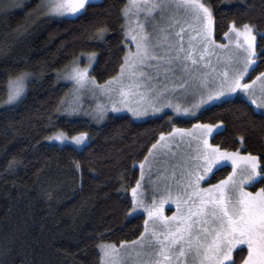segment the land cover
<instances>
[{
    "label": "trees",
    "instance_id": "16d2710c",
    "mask_svg": "<svg viewBox=\"0 0 264 264\" xmlns=\"http://www.w3.org/2000/svg\"><path fill=\"white\" fill-rule=\"evenodd\" d=\"M13 3L0 6V264H100L97 245L137 239L144 217L129 215V189L138 180L137 164L173 124L222 123L211 144L264 156V112L239 96L211 104L193 118L165 114L133 120L110 114L97 124L86 117L59 115L68 86L57 72L79 53H96L91 73L99 82L119 72L126 50L121 33L125 0L93 2L85 15L56 20L36 11L39 0L20 7ZM205 3L214 12L219 38L233 21L264 32V0ZM104 26V39L93 38ZM257 44L259 52L264 48L259 36ZM257 65L255 71L264 70V57ZM21 71L33 74L26 95L4 106V84L9 74ZM57 130L86 132L89 140L80 149L44 140ZM10 161H16L11 168ZM229 172L226 165L210 175L209 183Z\"/></svg>",
    "mask_w": 264,
    "mask_h": 264
},
{
    "label": "snow or ice",
    "instance_id": "6c2138e0",
    "mask_svg": "<svg viewBox=\"0 0 264 264\" xmlns=\"http://www.w3.org/2000/svg\"><path fill=\"white\" fill-rule=\"evenodd\" d=\"M93 6V0H40L36 11L49 18L79 17ZM121 16L124 19L121 33L128 51L118 74L100 84L91 75L96 53L88 55L83 68L79 58L74 59L68 70L57 75L58 79L73 84L71 100H62L58 111L79 113L81 94L87 91L93 97L99 94L107 98L106 103H97L91 113H86L97 122L107 117L109 106L113 113L127 110L136 118L147 115L149 110L162 111L164 107L194 116V110L165 101L167 85L163 88L153 85L161 73L167 80L169 74L175 76L177 72L180 78L174 87L185 91L192 88L200 97L193 109L222 98L223 102H230L228 98L234 93H242L257 109H264V72L250 83L244 82L250 70L258 67L257 60L264 57V48L257 51V37L264 40V32L258 31L256 25L238 26L233 21L224 32L227 43H217L215 15L205 0H127ZM107 32L106 26L99 27L93 38L103 40ZM131 45L135 46L134 51ZM145 69H154L156 77ZM32 75L27 71L9 74L3 87L7 96L4 106L15 105L26 95ZM221 127L196 124L192 130L173 128L166 135L161 133L140 162V179L131 188L129 215L144 209L147 219L143 232L131 242L97 245L100 264H129L130 259L135 264H264V187L255 192L247 190V186L264 184V156L222 150L210 144L208 137L214 132L219 134ZM177 135L181 141L189 138L190 148L195 141L194 154L181 163L178 177L176 168L170 176L161 177L172 184H166L159 201L153 199L151 205H146L142 192L145 168L151 172L158 154L170 151V141ZM88 138L85 132L69 137L63 131L48 137L77 146L85 145ZM228 162L232 171L225 179L202 186L209 183L210 174L215 175ZM15 163L10 161L9 167ZM76 168L79 171L80 165ZM169 201L176 205L170 217L164 215V204ZM9 251L5 249V253Z\"/></svg>",
    "mask_w": 264,
    "mask_h": 264
},
{
    "label": "rangeland",
    "instance_id": "374dc122",
    "mask_svg": "<svg viewBox=\"0 0 264 264\" xmlns=\"http://www.w3.org/2000/svg\"><path fill=\"white\" fill-rule=\"evenodd\" d=\"M29 1L30 0H3V2L0 3V6L3 3H5V2H7V3L14 2L12 4L13 6H14V4H18L19 7H20V6H22L23 4H25V3L29 2ZM98 1H100V0H93V2H98ZM39 3H40V0H39ZM126 3H127V0H125V4ZM125 4H124V6H125ZM14 7H16V6H14ZM31 13L33 15L36 12L34 10V11H31ZM62 18H67V17H51V19H55V20L56 19H62ZM68 18H71V17H68ZM141 19H142V17H141ZM157 19H159V18H157ZM238 26H240V25H238ZM215 38L217 40V43H227L226 39L224 38V34L220 38L217 37L216 34H215ZM131 48H132L133 51L135 50V46L134 45H131ZM127 51H128V46H126L125 53ZM91 53H93V52H81L74 59L79 58L80 67L83 68V67H85L87 65V63H88L87 57ZM73 60L69 64H67L62 69V71L68 70L71 67V64H72ZM213 63L215 64V58H213ZM145 71H149L151 75H153L154 77H156V73H155V70L154 69H145ZM260 72H264V70H262V71H251L250 70V75L248 77H245V81L244 82L250 83L252 79H255L256 76L259 75ZM91 75H92V73H91ZM179 78H180V73L179 72H177L175 76L169 74V77H168L167 80H165V78L163 76V73H161V75L159 77H156L153 80V85L156 88H163L165 85H167L169 91L166 94L165 101H170L171 104H173V105L179 104L182 109L186 107V108H189L191 110H194L195 111V115L194 116H196L198 114V112L200 110H202L203 108H205V107H207V106H209L211 104H214L216 102H220V101H215V102H213L211 104L202 105L199 109H193V105H195V104H197L199 102L200 97H199L198 94L194 93V91H193L192 88H189L187 91H185V90H182V89H179V88L174 87L175 84H177L179 82ZM59 80H60V82H62L64 84H67V86H68L67 94L65 95V97L62 100H71V92H72V89H73L72 82L71 81H68V80H64V79H59ZM97 82L100 83V84H103L105 81H103V82L97 81ZM236 96H239V97H242V98L246 99L242 93H234L230 98H234ZM81 98H82V110L79 113L74 114V115H70V114H67V113H65L63 111H58L59 112V115L66 116L68 118H73V117H79V116H81V117L88 118L89 120L93 121L94 123H97V124L101 123L102 121L97 122L92 117V115H89V114H86V113H91L93 111V109L95 108V106H96L97 103H106L107 102V98L104 97V96H102V95H99V94L97 95V97H93L87 91H85V92H83L81 94ZM256 98H257L258 101H260L262 99L260 97V95H259V92H257ZM6 99H7V96H6ZM222 100H223V98H222ZM248 102L251 104L250 101H248ZM157 106H159V104ZM252 106L254 107L255 110L260 111V112H264V109H257L255 107V105H252ZM110 114H113V115L126 114V115H128L133 120H144V119H147V118L163 116L165 114H169L173 118L174 117H177V118H193L194 117L191 114H183V113H179L178 114L174 110L173 107H164L162 109V111L155 112V113H153L151 110H149V112H148L147 115H145L143 117L136 118V117H133L131 115V113H129L127 110H123V111H120V112L113 113V112H111L110 106H109L108 115H110ZM196 124H209V123L195 122L190 127H178V126H176V125L173 124L172 127H171V129H169L168 131L163 132V133L166 135L167 133L171 132L173 128L185 129V130H192L193 129V125H196ZM215 124H220L223 127V124L222 123H214V125ZM59 131H62V130H57V131L49 134L44 140L46 142H48V143H55L57 145H71V146H74L75 148H78V149H80V148H82L84 146V145L77 146V145H75V144H73L71 142H67L65 144H61L58 141H53V140H49L48 139V137L53 136L54 134H56ZM78 134L79 133L73 134V135H69L68 134V135H69V137H71V136H75V135H78ZM160 135H161V133L158 135L157 140L159 139ZM88 137H89V135H88ZM210 137L211 136L208 137V140H209V143L211 144ZM188 139L189 138L185 137L183 139V141H181L180 136L177 135L174 138V140L170 141V145H171L170 151L165 150V151L161 152L160 154H158V156L156 158V162L153 164L150 173H149V171L147 169V166H146V168H145V178L142 181V184H143L142 192L144 193L143 199H144L146 205H151L153 199H156L157 201H159V199L161 198V195L165 194L166 184H168V185H171L172 184V181L171 180L165 181L161 177L162 176H170L171 175V171H172L173 168H176L177 169V177H178L179 176L178 169H179V166L181 165V163L183 161H185L188 156L194 154V150H195V147H196V143H195V141H193L192 142V146L190 148L189 145H188ZM88 140H89V138L86 140V143L88 142ZM213 146H215V145H213ZM222 150H225V149H222ZM235 151H237V150H235ZM238 151H240L241 154H245V153H243L241 151V149H238ZM146 155H148V152H147ZM139 164H140V162L137 164L138 168H139ZM227 165L230 166V172H231L232 171L231 163L228 162ZM227 175L224 176L221 179H225L227 177ZM139 179H140V168H139L138 180ZM218 182L219 181H217L215 183H218ZM215 183L202 184V186L203 187H208L209 184H215ZM135 185H136V182H135V184L132 187H134ZM131 188L129 189V194H130L131 203H132ZM247 190L248 191L255 192V191H258L259 188L253 189L252 186H247ZM175 191H176V189L173 186L172 187L173 194H175ZM175 211H176V205L174 203H172L171 201H169L168 203H165L164 204V215L165 216H169L170 217V216L173 215V213ZM133 214H142L143 217H144V221L147 219V213L144 211L143 208L138 209ZM133 214H131V215H133ZM143 228H144V223H143ZM142 232H143V230H142ZM132 241H134V240H132ZM129 242H131V241H129ZM102 244H110V243H102ZM133 257H134V253H133ZM129 264H135L134 259H130L129 260Z\"/></svg>",
    "mask_w": 264,
    "mask_h": 264
}]
</instances>
